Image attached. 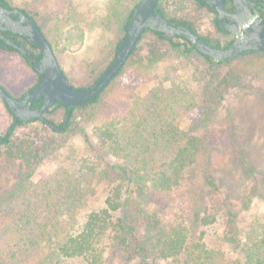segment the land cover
Instances as JSON below:
<instances>
[{
    "label": "trees",
    "instance_id": "trees-1",
    "mask_svg": "<svg viewBox=\"0 0 264 264\" xmlns=\"http://www.w3.org/2000/svg\"><path fill=\"white\" fill-rule=\"evenodd\" d=\"M162 1L157 2L155 12L170 24L188 28L213 48L225 49L232 43L231 38L221 45L218 39L198 33L190 20L170 17ZM191 1L214 15L208 6ZM137 3L132 4L120 27L121 40ZM0 6L12 9L6 0H0ZM212 25L218 35L232 37L220 28L215 15ZM147 33L167 41L182 55H200L211 66L255 53L216 62L199 53L185 38L165 39L158 32L146 30L140 40ZM3 36L25 47L10 33L4 32ZM45 38L54 53L52 43ZM83 38V28L75 24L65 32L64 46L77 52ZM136 49L137 46L94 101L73 109L72 115L77 110H88V115L98 117L94 129L96 143L82 130L90 153L82 160V168L76 173L66 171L51 183L34 186L24 179L30 176L42 150L28 144L14 146L13 141L21 127L33 122L52 132H64L70 123L62 122L60 130L57 126L51 128L47 118L24 123L2 102L11 119L0 133V148L7 151L5 157L12 161V166L18 163L19 171L30 173L25 177L21 173L19 182L9 185L0 172V264H72L73 260L81 264H114V259L118 264H264V218L242 225L243 218L229 207L232 204L227 197L223 202L218 200L221 189L210 169L214 159L222 160L228 153L223 130L208 124L207 114H195L188 131H180L181 119L199 106L188 84L178 77L171 79L169 89L159 85L142 98L136 95L134 86L119 84L118 79ZM26 51L27 56L0 39V53L17 55L36 75V83L27 91L33 92L41 82L37 66L42 52L37 46ZM42 102L43 98L34 100L31 109L40 108ZM59 110L66 117L68 107L59 101L45 111L44 117ZM86 174L107 182L108 189L103 207L77 222L76 212L89 190L82 185ZM248 208L246 202L244 209ZM217 223L224 228L220 242L231 247L230 255L220 244L209 243L208 229Z\"/></svg>",
    "mask_w": 264,
    "mask_h": 264
},
{
    "label": "rangeland",
    "instance_id": "rangeland-1",
    "mask_svg": "<svg viewBox=\"0 0 264 264\" xmlns=\"http://www.w3.org/2000/svg\"><path fill=\"white\" fill-rule=\"evenodd\" d=\"M12 7L28 12L50 40L54 55L67 81L77 87L87 88L104 72L113 60L116 45L123 37L120 27L128 10L138 0H6ZM170 17L193 22L201 35L218 39L221 45L231 39L218 35L212 25L214 15L199 8L191 0H163ZM78 24L84 30L83 45L77 52L64 46L65 32ZM17 55H0V85L13 97L25 94L35 83L28 81V67ZM35 79V74H32ZM178 77L188 84L199 108L184 116L179 128L187 132L196 114L208 115L211 126L222 129L228 144V153L214 159L210 173L221 189L218 200L227 197L231 209L239 212L245 225L251 220L264 218V55L255 52L218 65L209 63L200 55H182L171 45L152 34H145L135 53L129 58L125 71L118 79L121 85H132L139 97H145L152 88L171 87V79ZM32 80V81H31ZM27 81L26 85L24 82ZM25 85V87H24ZM55 126L65 120L62 110L52 116L45 115ZM0 101V133L10 122ZM98 117L88 115V110H77L71 115L64 132H52L39 122L21 127L14 138V146L33 145L40 148V159L31 169L19 171V164L5 157L0 148V172L9 185L17 184L22 177L34 186L51 183L61 174L76 173L89 151L82 130L96 143L94 129ZM93 161V159H92ZM24 172V173H23ZM23 173L22 177L19 178ZM82 185L88 195L77 210L75 219L82 222L93 210L103 207L108 183L86 174ZM28 196V195H26ZM248 202L249 208L244 209ZM68 219V216H65ZM223 226L217 223L208 229L209 243L221 245L229 255L231 247L221 244ZM235 256V255H233ZM236 257V256H235ZM72 264H81L73 260ZM118 264V260H113Z\"/></svg>",
    "mask_w": 264,
    "mask_h": 264
},
{
    "label": "water",
    "instance_id": "water-1",
    "mask_svg": "<svg viewBox=\"0 0 264 264\" xmlns=\"http://www.w3.org/2000/svg\"><path fill=\"white\" fill-rule=\"evenodd\" d=\"M158 1L138 0L127 23L126 35L117 47L115 58L95 83L83 89L69 85L49 42L35 19L21 14L17 8L8 10L0 7V30L10 31L26 38L30 44L39 47L42 52L37 66V74L40 76L41 82L35 91L27 93L22 100H19L0 87V101L6 103L10 112L24 123L32 120H46L45 111L52 107L56 101H59L68 107L64 121V125H67L73 109L84 107L94 101L97 95L117 76L146 30L158 32L165 39L185 38L199 53L216 62L228 61L249 52L264 51V21L257 11L247 19L242 18L248 6H254V3L249 0H232L236 10V13L232 15L225 11L224 0H197L217 14V21L222 30L234 34V41L225 49L208 46L188 28L170 24L161 14L155 12ZM15 14L19 15L17 21L12 18V15ZM227 17L231 18V22L227 21ZM242 30L246 33H243ZM6 42L13 45L23 55L27 54L24 47H19L9 40ZM30 98L31 100L43 98L42 106L35 110L31 109L30 103H27ZM50 126L51 128L56 127L52 123Z\"/></svg>",
    "mask_w": 264,
    "mask_h": 264
},
{
    "label": "flooded vegetation",
    "instance_id": "flooded-vegetation-1",
    "mask_svg": "<svg viewBox=\"0 0 264 264\" xmlns=\"http://www.w3.org/2000/svg\"><path fill=\"white\" fill-rule=\"evenodd\" d=\"M226 1L227 0H224V9H225V11L228 13V14H230V15H232V14H235L236 13V10H235V7H234V5H233V2H232V0H230L231 1V3L229 4V3H226ZM250 2H252V3H254V6H248V9H247V11L246 12H244V15L242 16V18H244V19H247V18H249L250 16H253L254 14H255V12L257 11L258 12V14L260 15V18L264 21V0H249ZM7 2V1H6ZM9 4V3H8ZM207 6V5H206ZM0 7H2V6H0ZM12 7V6H11ZM15 8H17V7H12V9L11 10H13V9H15ZM19 9V8H18ZM9 10V9H8ZM19 11H20V13L21 14H23V15H25V16H27V17H30L31 18V15L29 14H25V13H23L22 11H21V9H19ZM214 13V15L216 16V18H217V14L215 13V12H213ZM12 18L14 19V20H19V15L18 14H15V15H12ZM34 19V18H33ZM227 21L228 22H231V18L230 17H227ZM4 32H8V33H10L11 34V37H13L16 41H18L20 44H22V45H25V47L24 48H26V50H29L30 49V47L31 46H35V45H32V44H30L28 41H27V39L26 38H24V37H22V36H20V35H18V34H15V33H12V32H10V31H4V30H0V39H3V40H7V39H5V37L3 36V33ZM242 32L243 33H246V31H244V30H242ZM230 33V32H229ZM230 35L232 36V42L234 41V39H235V36H234V34H232V33H230ZM264 43V42H263ZM256 52H262V53H264V51H256ZM28 55V51H27V54L25 55V56H27ZM38 87V86H37ZM37 87H35V89L37 88ZM35 91V90H34ZM33 91V92H34ZM27 93H29V92H27ZM27 93H25V95L27 94ZM25 97V96H24ZM23 97V98H24ZM22 98V99H23ZM21 99V100H22ZM34 100H31V98L28 100V102L27 103H30V106H31V104H32V102H33ZM56 128H59L58 126L56 127Z\"/></svg>",
    "mask_w": 264,
    "mask_h": 264
},
{
    "label": "crops",
    "instance_id": "crops-1",
    "mask_svg": "<svg viewBox=\"0 0 264 264\" xmlns=\"http://www.w3.org/2000/svg\"><path fill=\"white\" fill-rule=\"evenodd\" d=\"M17 9H18V8H17ZM19 9H20V8H19ZM35 21H36V20H35ZM38 26H39V25H38ZM43 34H44V33H43ZM0 55H1V56L3 55V57H4L5 54L0 53ZM5 56H12V55H5ZM18 60H19V59H18ZM19 61L22 63L21 60H19ZM22 65L24 66V63H22ZM32 74H33V72H32L31 70L28 69V75H29L28 81H29L30 79H32V80H34V82L36 83V75H35V77H34L35 79H33ZM32 80H31V81H32ZM26 83H27V81L24 82L25 85H26ZM35 83H34V84H35ZM34 84H33V85H34ZM25 85H24V87H25Z\"/></svg>",
    "mask_w": 264,
    "mask_h": 264
}]
</instances>
